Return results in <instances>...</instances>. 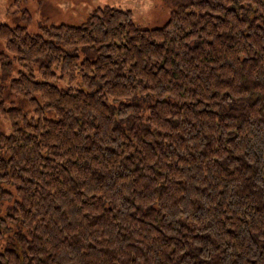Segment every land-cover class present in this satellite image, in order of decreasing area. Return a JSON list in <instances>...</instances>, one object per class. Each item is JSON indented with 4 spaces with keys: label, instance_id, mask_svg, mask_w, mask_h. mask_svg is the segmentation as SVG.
<instances>
[{
    "label": "trees",
    "instance_id": "16d2710c",
    "mask_svg": "<svg viewBox=\"0 0 264 264\" xmlns=\"http://www.w3.org/2000/svg\"><path fill=\"white\" fill-rule=\"evenodd\" d=\"M170 1L0 24V264H264V0Z\"/></svg>",
    "mask_w": 264,
    "mask_h": 264
},
{
    "label": "rangeland",
    "instance_id": "374dc122",
    "mask_svg": "<svg viewBox=\"0 0 264 264\" xmlns=\"http://www.w3.org/2000/svg\"><path fill=\"white\" fill-rule=\"evenodd\" d=\"M104 5L130 10L133 22L141 28L163 25L174 7L170 0H0V24L21 25L34 33L42 24H79L91 10ZM5 100L7 105L12 100L28 108L25 99L9 97ZM9 129L8 119L0 116V130L8 132Z\"/></svg>",
    "mask_w": 264,
    "mask_h": 264
}]
</instances>
